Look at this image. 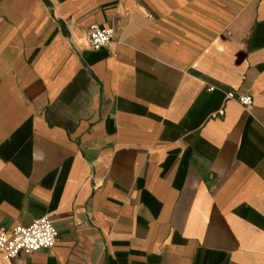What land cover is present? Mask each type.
Returning a JSON list of instances; mask_svg holds the SVG:
<instances>
[{"label":"crops","instance_id":"1","mask_svg":"<svg viewBox=\"0 0 264 264\" xmlns=\"http://www.w3.org/2000/svg\"><path fill=\"white\" fill-rule=\"evenodd\" d=\"M42 216L0 264H264V0H0V228Z\"/></svg>","mask_w":264,"mask_h":264},{"label":"built area","instance_id":"2","mask_svg":"<svg viewBox=\"0 0 264 264\" xmlns=\"http://www.w3.org/2000/svg\"><path fill=\"white\" fill-rule=\"evenodd\" d=\"M111 27L92 24L87 29V38L91 48L97 49L111 42ZM240 104L247 109L251 104L249 94L237 97ZM57 239V231L47 216L34 219L28 225H16L10 231L0 228V257L12 258L18 252H34L42 248H50Z\"/></svg>","mask_w":264,"mask_h":264}]
</instances>
